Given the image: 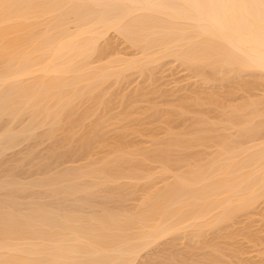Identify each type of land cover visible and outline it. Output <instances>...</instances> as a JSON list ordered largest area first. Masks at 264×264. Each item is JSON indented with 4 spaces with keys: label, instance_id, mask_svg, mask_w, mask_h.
Here are the masks:
<instances>
[{
    "label": "bare ground",
    "instance_id": "obj_1",
    "mask_svg": "<svg viewBox=\"0 0 264 264\" xmlns=\"http://www.w3.org/2000/svg\"><path fill=\"white\" fill-rule=\"evenodd\" d=\"M261 204L264 0H0V264H256Z\"/></svg>",
    "mask_w": 264,
    "mask_h": 264
},
{
    "label": "rangeland",
    "instance_id": "obj_2",
    "mask_svg": "<svg viewBox=\"0 0 264 264\" xmlns=\"http://www.w3.org/2000/svg\"><path fill=\"white\" fill-rule=\"evenodd\" d=\"M110 38H111V41L115 44V46H116L117 44L120 46V43H119V42H121V41H119L118 39H114V37H113V36L111 37V35H110ZM112 38H113V40H112ZM115 40H118V41H116V43H115ZM121 44H122V42H121ZM118 45H117V47H118ZM122 48H123V45H122ZM123 49H124V48H123ZM125 50H127V49L125 48L124 51H125ZM167 62H169L171 65H170L169 63H167ZM166 63H167V64H166ZM172 63H174V65H173ZM164 64H166L167 67L164 65L166 68L163 69L164 67H162L161 69H163V71H162L161 73L165 72V74L163 73L162 76H160L161 73L159 74V72L161 71V69H160V71H159L158 73H156V74H159L160 79L162 78V80H158V82H157V81H156V79H158V78H157V75H156V78H155V79L151 80L152 83H153V81H154V84H155V83H159V84H161V85H159V84H155V85L153 86V84H151V83H150V84H151L154 88H155V86H157V85H158V86H157L158 88H159V86H160V88H161V87H162V83H160V82L163 81V86H164V88L166 89L165 85H166V86H169V83H171L170 86H171V88H172V87H173L172 84H173V83L175 84L174 81L178 80V82L176 81V83H178V85L176 86V84H175V86L177 87V88H176L177 90L180 88L178 91L181 90L182 92L180 91V92H181V93H180V92H178V91H177L176 89H174V88H172V89H174L176 92H175L174 90H172V91H174V92H172V91H170L171 88H170V86H169L168 89L170 88V90H169L168 92H171V94L174 93V94H176V95H174V94L170 95V93H166V92H167V89L165 90L163 87H162L163 89L161 88L162 90L158 91V93L161 92V94H162V93L165 92L166 94H168L169 97H173V96L175 97V96H178L177 93H178V94L180 93L179 95H182V94L185 93V91H186V93H187V91H189L188 89H190L192 86L195 87V86H194V85H195V83H194V82H195V81H194L195 78L193 77V78H194V79H193L194 82L191 81V80H192V79H191L192 76H190L189 73L186 74L187 71H184V72H183L184 69H183L182 67H180L178 64H175V62H170V61H168V60H167ZM168 64H169V65H168ZM177 67L180 68V69L182 68V69L180 70V69H178ZM177 69H178L179 71H178ZM181 71H182V72H181ZM184 73H185V74H184ZM163 75H164L165 77H164ZM188 75H189V78H190L191 80H190L189 78H188V80H187ZM159 76H158V77H159ZM178 76H179L180 78H178ZM186 76H187V77H186ZM174 77H175V78H174ZM181 77H182V78H181ZM185 78H186V79H185ZM135 79H137V77H136ZM138 79H139V78H138ZM141 79H142V78H141ZM141 79H140V81L138 82V84H139L141 81L144 82V80H145L144 78H143L144 80H141ZM163 79H164L166 82H167V81H169V82L166 83ZM168 79H170V80H172V81H170V80H168ZM173 80H174V81H173ZM186 80H187V81H186ZM147 81H148V80H147ZM147 81H145L146 84L149 82V81H148V82H147ZM182 81H183V82H182ZM189 81H190V84H192V85H190V86H188V85H189ZM145 82H144V83H145ZM192 82H193V83H192ZM133 83H134V79H133ZM164 83H166V84H164ZM180 83H181V84H180ZM186 83L188 84L187 86L185 85ZM131 84H132V83L130 82L127 86H129V85H131ZM134 84H135V86H136V83H134ZM138 84H137V85H138ZM150 84H148V85H150ZM193 84H194V85H193ZM132 85H133V84H132ZM183 85L186 86V88H183V87H184ZM127 86H126L125 90H130L131 88H134V87H135V86H134V87H133V86H131V87L129 86V87L127 88ZM175 86H174V87H175ZM179 86H183V87H179ZM150 87H151V86H150ZM193 87H192V88H193ZM158 88H157V89L155 88V89H156V90H159L160 88H159V89H158ZM192 88H191V89H192ZM185 89H187V90H185ZM191 89H190V90H191ZM163 90H165V91L163 92ZM260 92H261V91H260ZM165 93H164V94H165ZM159 94H160V93H159ZM159 94H158V95H159ZM163 97H164V96H163ZM163 97L161 96V98H163ZM158 98H159V97H158ZM116 107H117V106H116ZM116 107H115V109H117ZM115 109H113V110L115 111ZM117 110H118V109H117ZM117 110H116V111H117ZM134 137H135V136H134ZM45 142H46V141H45ZM26 143H27V142H26ZM46 143L48 144L49 142H46ZM46 143H45V144H46ZM24 144H25V143H22V145H24ZM41 144H42V143H41ZM41 144H40V145H41ZM45 144L43 143L44 146H45ZM47 144H46V145H47ZM22 145L20 144L19 146H17L19 149L21 148L20 151H21V150L23 151V147H22ZM25 145H26V144H25ZM25 145H24V147L26 148L28 145H26V146H25ZM43 145L40 146V149H41V148H42V149H45V148H46V147L43 148V147H42ZM20 146H21V147H20ZM36 146H37V145H36ZM36 146H34V147L37 148ZM38 146H39V145H38ZM15 148H16V147H15ZM19 149H18V150H19ZM37 149L39 150V148H37ZM42 149H41V151H43ZM11 150H12V149H11ZM11 150H10V151H11ZM13 150L15 151V149H13ZM13 150L11 151L12 154H10V153H8V152H6V154H7V153H8L7 155L10 154V157H11V155L16 156V155H17V152L19 153V151H18L17 149H16V150H17L16 154L14 153ZM38 150H37V151H38ZM37 151H36V152H37ZM41 151L39 150V152H41ZM14 154H15V155H14ZM7 155H6V156H7ZM13 156H12V157H13ZM8 157H9V156H8ZM65 162H66V161H65ZM65 162H64V163H65ZM66 163H67V162H66ZM66 163H65V164H66ZM62 164H63V163H62ZM62 164H61V165H62ZM263 206H264V204H263V205L261 204V207H262V208H260V211H258V212H262V213H264V210H263L264 207H263ZM261 209H262V210H261ZM257 210H259V208H258ZM262 213H261L260 216L263 215V217H260L259 215H258V216L255 215V216H254V221L257 222L255 225H258V226L256 227V226L254 225L255 222L252 223V225H254V229H253L254 232H255V231L257 232L258 230H260V229L263 227V225H262V224H263L262 221H264V220H262V219H264V214H262ZM256 214H259V213H256ZM256 217L258 218V221H259V222H260L259 219L262 218V219H261L262 221H261L260 225L258 224V221L255 220ZM252 225H251V226H252ZM255 227H256V228H255ZM257 228H258V229H257ZM255 229H257V230H255ZM251 230H252V228H251ZM261 233H262V232H261ZM261 233H260V234H261ZM262 235H263V233H262ZM262 235H261V236H262ZM263 238H264V235H263ZM241 240H242V239H241ZM243 240H244V239H243ZM263 241H264V240H263ZM242 242L245 243L246 240H245V241H242ZM244 243H243V244H244ZM248 243H249V242H248ZM248 243H246L245 248L247 247ZM250 243H251V242H250ZM250 243H249V245H250V246L252 245V246L254 247V243H253V242H252V244H250ZM262 243H264V242H262ZM262 243H261V244H262ZM180 245H181V244H180ZM180 245H179V246H180ZM244 245H245V244H244ZM249 245H248V247L250 248ZM257 245L260 246V244H256V246H257ZM252 246H251V247H252ZM262 246H263V245H262ZM262 246L259 247V251H258V249H257V247H256L258 253H261L260 249L262 248ZM248 247H247V248H248ZM247 248H246V249H247ZM250 249H251V248H250ZM256 249H255V247L252 248V250H251L252 254H249V253H251V252H249L250 250H246V251L248 252V254L250 255V257L253 256V257H252V258H253V261H256V264H264V263H263V262H264V261H263V258H264L263 255H264V254H263V255H259V254H257L259 257L263 256L262 259L259 258V257L256 255V252H257V251H255ZM262 249H264V247H263ZM262 249H261V250H262ZM154 251H156V249H155ZM254 252H255V253H254ZM246 254H247V253H246ZM248 254H247V255H248ZM244 256H245V255H244ZM245 257H247V256H245ZM254 257H255V260H254ZM248 258H249V257H248ZM249 259H250V258H249ZM251 262H252V260H251ZM254 263H255V262H254Z\"/></svg>",
    "mask_w": 264,
    "mask_h": 264
}]
</instances>
